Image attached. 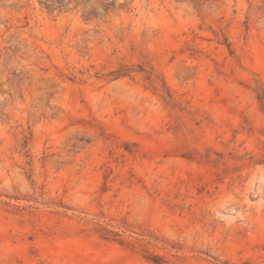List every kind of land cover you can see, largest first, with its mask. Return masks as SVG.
<instances>
[{
  "label": "rangeland",
  "instance_id": "rangeland-1",
  "mask_svg": "<svg viewBox=\"0 0 264 264\" xmlns=\"http://www.w3.org/2000/svg\"><path fill=\"white\" fill-rule=\"evenodd\" d=\"M0 264H264V0H0Z\"/></svg>",
  "mask_w": 264,
  "mask_h": 264
}]
</instances>
